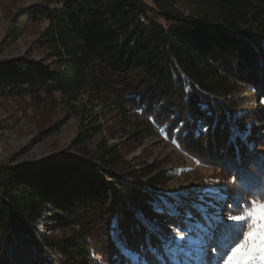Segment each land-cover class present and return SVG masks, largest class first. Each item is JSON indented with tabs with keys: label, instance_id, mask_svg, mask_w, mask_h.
<instances>
[{
	"label": "trees",
	"instance_id": "16d2710c",
	"mask_svg": "<svg viewBox=\"0 0 264 264\" xmlns=\"http://www.w3.org/2000/svg\"><path fill=\"white\" fill-rule=\"evenodd\" d=\"M152 1L37 0L18 11L17 19L45 24L35 42L43 54L0 61V98L71 105L85 97L91 107L67 150L34 163L0 162V264H9L15 239V247L33 244L46 255L27 264H118L114 216L121 239L143 243L134 213L165 221L149 201L173 176L129 155L158 130L218 169L213 179L229 202L239 203V184L264 182V0H191L190 14L175 0ZM199 121L208 132L196 137ZM233 126L249 132L248 144L230 143ZM48 212L61 237L36 231Z\"/></svg>",
	"mask_w": 264,
	"mask_h": 264
},
{
	"label": "rangeland",
	"instance_id": "374dc122",
	"mask_svg": "<svg viewBox=\"0 0 264 264\" xmlns=\"http://www.w3.org/2000/svg\"><path fill=\"white\" fill-rule=\"evenodd\" d=\"M37 0H0V61L28 56L39 60L42 51L37 47L36 40L45 24L33 23L26 18L17 19L18 11ZM153 6L152 0H143ZM177 9L190 14L193 10L191 0H175ZM247 96L248 93L244 92ZM85 97L74 104L46 102L37 105L29 98H0V162L15 159L18 163H34L49 158L56 152L67 150L74 139L82 120L89 115L91 106H83ZM100 108H94V112ZM90 116V115H89ZM57 125V130L49 136L42 132ZM114 140H110L113 143ZM131 160L141 158L148 163H156L170 171L173 176L165 191H189L203 187L223 188L217 184H204L205 178L216 176L214 165H197V159L184 153L176 144L169 141L158 130L157 135L147 138L144 145L129 155ZM215 164V163H213ZM217 166V164H215ZM214 171L209 172L207 167ZM191 169V171H185ZM214 180V179H213ZM195 191H190L187 203L192 204ZM181 211H184V209ZM227 212V210H225ZM55 219L46 213L35 225L39 234L47 237H61L62 233L55 230ZM246 225L243 223L241 232H235L236 243L241 239ZM174 228V227H173ZM165 231L168 228L165 227ZM16 240V239H15ZM9 244L6 257L9 264H27L30 258L45 257L33 244L16 242ZM235 244H233L234 246Z\"/></svg>",
	"mask_w": 264,
	"mask_h": 264
},
{
	"label": "snow or ice",
	"instance_id": "6c2138e0",
	"mask_svg": "<svg viewBox=\"0 0 264 264\" xmlns=\"http://www.w3.org/2000/svg\"><path fill=\"white\" fill-rule=\"evenodd\" d=\"M188 91V89H186ZM206 110L207 106L202 105ZM211 115V113H208ZM244 115L237 113V117ZM189 123H192L189 118ZM198 127L193 134L199 137L207 133L208 128L203 121L198 122ZM251 126H249L250 128ZM215 125H213V131ZM230 143H235L239 138L248 144L249 132H241L233 126L231 129ZM187 135V131L184 133ZM176 143V140L172 141ZM179 147V145H177ZM253 149V145H248ZM264 148V145L261 146ZM239 153V147H237ZM264 160V152L261 153ZM240 160L237 158V165ZM200 166V161L197 160ZM207 167L209 172L213 168ZM218 170V169H215ZM185 171H191L186 169ZM264 174V167L261 168ZM236 177L233 175V180ZM205 184H219V179L205 178ZM235 200L239 203L229 202L228 189L217 187H203L189 191H164L156 193L154 199L149 201L153 212L159 216L167 217L163 222L148 219L142 211H135L136 227L145 230L144 242L136 247L130 246L125 239H121L119 218L114 216L110 221V236L112 237L118 255L115 259L118 264H226L229 255L235 250V229L243 228L245 221H234L226 213L239 215L251 208L258 201H264V182L251 190L243 183L238 186ZM151 191V189H149ZM190 191H195L191 208L196 210L194 216L186 207ZM249 197H253L250 201ZM225 206L227 212H225ZM184 208L185 211H181ZM231 222V223H226ZM163 223V226L161 224ZM174 225V228L172 227ZM165 227L168 231H165ZM155 237L156 243H153ZM239 264H243L240 261Z\"/></svg>",
	"mask_w": 264,
	"mask_h": 264
},
{
	"label": "clouds",
	"instance_id": "9594fccd",
	"mask_svg": "<svg viewBox=\"0 0 264 264\" xmlns=\"http://www.w3.org/2000/svg\"><path fill=\"white\" fill-rule=\"evenodd\" d=\"M253 197H249L251 201ZM234 221H246L241 239L234 245L226 264H264V201H258L239 215L226 213Z\"/></svg>",
	"mask_w": 264,
	"mask_h": 264
},
{
	"label": "bare ground",
	"instance_id": "6f19581e",
	"mask_svg": "<svg viewBox=\"0 0 264 264\" xmlns=\"http://www.w3.org/2000/svg\"><path fill=\"white\" fill-rule=\"evenodd\" d=\"M41 221V220H40ZM38 223V222H37Z\"/></svg>",
	"mask_w": 264,
	"mask_h": 264
}]
</instances>
